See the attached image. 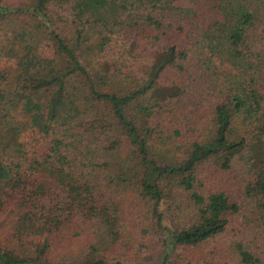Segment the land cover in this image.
I'll return each mask as SVG.
<instances>
[{"label": "trees", "instance_id": "1", "mask_svg": "<svg viewBox=\"0 0 264 264\" xmlns=\"http://www.w3.org/2000/svg\"><path fill=\"white\" fill-rule=\"evenodd\" d=\"M2 59L0 264H264V0H0Z\"/></svg>", "mask_w": 264, "mask_h": 264}, {"label": "rangeland", "instance_id": "2", "mask_svg": "<svg viewBox=\"0 0 264 264\" xmlns=\"http://www.w3.org/2000/svg\"><path fill=\"white\" fill-rule=\"evenodd\" d=\"M184 3V2H183ZM195 8L198 10L200 16L203 18V20L210 21L214 18V10L211 8V5L203 4V3H196ZM40 55L45 58H51L53 55L52 46L49 43H44L39 51ZM12 65L11 61H7L5 59L0 60V68H5ZM35 131L31 130L26 132L25 134L21 135L19 138V143H28L32 139L36 138ZM159 211L163 214V222L165 225H167L169 222L167 220V216L165 213V204L159 207ZM170 252V245L168 246V249L159 250L156 252H153L149 255H146L142 258L140 261V264H160L164 255L166 253Z\"/></svg>", "mask_w": 264, "mask_h": 264}]
</instances>
